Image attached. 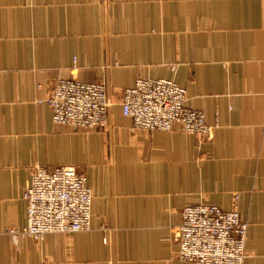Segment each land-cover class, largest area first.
Masks as SVG:
<instances>
[{
    "label": "crops",
    "instance_id": "crops-1",
    "mask_svg": "<svg viewBox=\"0 0 264 264\" xmlns=\"http://www.w3.org/2000/svg\"><path fill=\"white\" fill-rule=\"evenodd\" d=\"M72 73L106 83V130L56 124L39 102ZM141 77L186 88L213 138L133 129L122 94ZM35 165L84 170L91 230L6 232L26 224ZM234 194L245 264H264V0H0V264H195L174 257L182 209Z\"/></svg>",
    "mask_w": 264,
    "mask_h": 264
},
{
    "label": "built area",
    "instance_id": "built-area-1",
    "mask_svg": "<svg viewBox=\"0 0 264 264\" xmlns=\"http://www.w3.org/2000/svg\"><path fill=\"white\" fill-rule=\"evenodd\" d=\"M72 74L70 79L56 80L45 100L39 102H47L56 124L106 130L111 106L106 83L83 82ZM187 99L186 88L172 79L141 77L123 90L121 110L131 118L135 130L179 129L202 139L213 138L218 124H209L204 112L188 106ZM23 199L25 226L6 228L15 242L22 238L42 242L47 234L92 229L93 190L87 174L77 166L61 165L52 170L33 166ZM238 200L235 195L231 209L209 203L184 207L173 231L178 246L174 257L195 264H245L249 224L238 210Z\"/></svg>",
    "mask_w": 264,
    "mask_h": 264
},
{
    "label": "rangeland",
    "instance_id": "rangeland-1",
    "mask_svg": "<svg viewBox=\"0 0 264 264\" xmlns=\"http://www.w3.org/2000/svg\"><path fill=\"white\" fill-rule=\"evenodd\" d=\"M109 125H110V124H109ZM81 130L91 131V130H99V129H81ZM101 130H105V129H101ZM80 169H81V168H80ZM81 170H82V169H81ZM235 195L240 196L239 194H234V195H233V202H234V196H235ZM233 207H234V205H233L231 208H233ZM237 207H238V206H237ZM231 208H229V209H231ZM238 210H239V209H238ZM178 224H179V223H178ZM178 224H177V225H178ZM177 225H176V226H177ZM174 228H175V226H174ZM174 228H173V230H172V240H173V231H174ZM173 241H174V240H173Z\"/></svg>",
    "mask_w": 264,
    "mask_h": 264
}]
</instances>
